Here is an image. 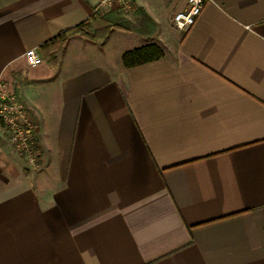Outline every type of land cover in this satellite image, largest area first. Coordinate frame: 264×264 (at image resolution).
<instances>
[{
  "label": "crops",
  "instance_id": "1",
  "mask_svg": "<svg viewBox=\"0 0 264 264\" xmlns=\"http://www.w3.org/2000/svg\"><path fill=\"white\" fill-rule=\"evenodd\" d=\"M96 3L0 0V77L40 149L26 170L0 123V264H264V0H207L185 33L183 0L140 3L151 27L111 51L51 42ZM147 43L163 57L122 65Z\"/></svg>",
  "mask_w": 264,
  "mask_h": 264
},
{
  "label": "built area",
  "instance_id": "2",
  "mask_svg": "<svg viewBox=\"0 0 264 264\" xmlns=\"http://www.w3.org/2000/svg\"><path fill=\"white\" fill-rule=\"evenodd\" d=\"M207 0H184V7L172 12L171 21L174 28L185 33L194 25ZM112 7L129 11L131 0H99L98 7ZM93 10H97L96 6ZM24 56L30 66L40 62V57L34 48L25 51ZM11 90L6 81L0 77V121L4 124L8 139L15 149L33 165L39 150L34 143L35 124L28 116L26 108L18 101H14Z\"/></svg>",
  "mask_w": 264,
  "mask_h": 264
},
{
  "label": "trees",
  "instance_id": "3",
  "mask_svg": "<svg viewBox=\"0 0 264 264\" xmlns=\"http://www.w3.org/2000/svg\"><path fill=\"white\" fill-rule=\"evenodd\" d=\"M132 26L133 24L129 20L124 18L119 12H117L112 17L104 15L102 12H99L97 10H94L91 16H89V18L70 28L63 30L55 38H53L51 42H57V44L60 45L71 36L83 34V27H90L92 29L91 32H86L87 34H85L90 41L105 42L114 30V28L128 30L132 28ZM53 57L54 52L49 55V59ZM162 57L163 50L159 45H157L156 43H147L139 47L124 51L121 55V62L124 67L129 68L154 60H158Z\"/></svg>",
  "mask_w": 264,
  "mask_h": 264
},
{
  "label": "rangeland",
  "instance_id": "4",
  "mask_svg": "<svg viewBox=\"0 0 264 264\" xmlns=\"http://www.w3.org/2000/svg\"><path fill=\"white\" fill-rule=\"evenodd\" d=\"M163 1L164 0H131V3H132L131 9L129 11H124V12L122 10L121 11L118 10L117 9L118 7L117 8H112L110 6H108V7H101V6H99L98 7L99 0H97V3H96L95 6L97 8V11L102 12L104 15H108V16H112L113 17V15H115L117 12H119L124 18H126L127 20L133 22L134 25L137 28H140V27L142 28L143 22H144V26L143 27L145 29H149L151 27L150 26L151 24H150V22L145 21V20H147V17L143 16V13H145V12H144L143 8L141 6H139V4L140 3L141 4H146L148 7L151 8V10H153V12H155L159 17H161L162 12H163V4H162ZM174 10L175 9L167 12V18H168L167 21H169V28H171V29H174V25H173V23L171 21V15H172V12ZM91 30L92 29L90 27H88V28L83 27V30L82 31H83V34L84 35L83 34H77V35H79L81 37H84L85 39L89 40L88 37L85 34L91 32ZM113 35L114 36L111 39L109 37L107 39V40H109V42H108V48L110 49V51L112 50V47L115 48V44L118 43V39H119V37L117 36L118 34L114 33ZM100 42H103V41H100ZM12 96L14 97L13 98L14 101H16V102L18 101V103L22 104L23 107L26 108V111L29 114V111H28L26 105L22 101H20V100H18L16 98L15 93H12ZM28 116H30V114ZM0 123H2V122L0 121ZM3 126H4V124H3ZM4 130H5L6 135H7V131H6L5 127H4ZM7 139H8V135H7ZM33 140H34V143L36 145V148L39 150V155L36 157V162H37L38 161V158L40 157V149H39V147L37 146V144L35 142V138ZM8 141H9V139H8ZM9 144L15 149V147L10 143V141H9ZM16 152L19 155V157L21 158V160L25 163V165H27L26 170H28L27 168L36 165V162L33 165L29 164V162H27V160L18 151H16ZM32 168H34V167H32Z\"/></svg>",
  "mask_w": 264,
  "mask_h": 264
}]
</instances>
